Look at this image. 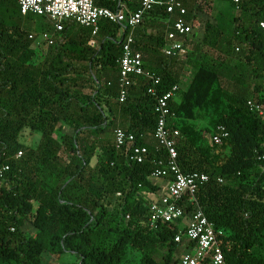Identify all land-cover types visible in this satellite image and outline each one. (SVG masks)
Listing matches in <instances>:
<instances>
[{
  "label": "trees",
  "instance_id": "obj_1",
  "mask_svg": "<svg viewBox=\"0 0 264 264\" xmlns=\"http://www.w3.org/2000/svg\"><path fill=\"white\" fill-rule=\"evenodd\" d=\"M141 1L132 0L131 8L139 9ZM180 1L194 27L184 38L183 56L203 60L209 49L231 69L204 61L170 101L169 127L180 131L179 163L186 173L210 176L198 201L223 232L219 242L227 264H264V161L259 158L264 117L247 105L248 100L264 103V0H225L237 11L230 36L200 16L203 5L211 9L215 0ZM96 4L116 6L112 0ZM179 17L158 6L135 30L133 48L142 54L145 71L161 78L160 93L182 81L186 62L163 52ZM52 27L45 16L23 15L17 0H0V165H10L0 194V264H45V252L54 261L74 254V264H127L136 251L139 264H175L180 246L174 237L181 229L177 224L151 229L152 202L141 195L142 188L157 192L150 178L166 158L153 136L158 118L156 98L148 92L152 79L136 77L119 100V60L128 30L102 20L93 36L91 28L66 21L38 62L30 35ZM92 39L97 44L91 45ZM214 100L221 104L211 125L214 132L219 125L229 131L223 143L230 147L227 157L211 153L202 131L186 123ZM118 127L148 147L144 163L130 161L129 148L117 147ZM26 128L41 134L38 146L20 140ZM19 152L23 155L16 158ZM181 206L186 213L193 208L187 200ZM162 249L167 253L158 258Z\"/></svg>",
  "mask_w": 264,
  "mask_h": 264
},
{
  "label": "built area",
  "instance_id": "obj_2",
  "mask_svg": "<svg viewBox=\"0 0 264 264\" xmlns=\"http://www.w3.org/2000/svg\"><path fill=\"white\" fill-rule=\"evenodd\" d=\"M132 0H113L115 8L98 6L96 0H17L23 15L34 14L45 16L54 23L55 32L64 29V23L74 20L80 25L92 29L93 36L100 30V22L108 20L119 23L124 30L123 56L119 60L121 75L120 101L123 102L134 79L146 76L152 79L148 92L156 98L155 112L157 126L153 133L160 150H164L166 158H162L152 177L168 178L167 192L159 200L151 203L149 226L158 229L160 225H174L184 227L174 237V242L182 248L175 264H227L223 248L219 242L222 231L217 232L215 225L204 213L198 201L199 188L210 180V176L202 172L186 173L180 166L177 141L180 131L169 127V118L173 115L170 101L181 90L176 84L167 91L160 93L161 78L148 74L144 68V59L139 51L134 50L135 30L142 23L144 16L158 6H162L170 14L180 13V17L172 23V29L167 36L164 54L168 57L181 58L184 54V38L194 34V27L184 18L186 9L180 0H142L141 6L133 10ZM238 2L239 0H235ZM264 27V24H263ZM35 44L45 42L47 46L55 43V33L42 32L39 35H30ZM249 109L264 117V103L248 100ZM230 136L223 125H219L212 136L214 144L221 145ZM141 137H143L141 135ZM114 138L118 148H129V160L135 163H144L150 152L146 145L137 144V136L121 127L114 130ZM23 155L19 152L16 158ZM264 161V150L260 154ZM10 165H0V194L5 185V177ZM220 182H224L222 178ZM189 202L192 210L185 212L181 203ZM129 218V217H128Z\"/></svg>",
  "mask_w": 264,
  "mask_h": 264
},
{
  "label": "rangeland",
  "instance_id": "obj_3",
  "mask_svg": "<svg viewBox=\"0 0 264 264\" xmlns=\"http://www.w3.org/2000/svg\"><path fill=\"white\" fill-rule=\"evenodd\" d=\"M215 5H213L211 7V9L209 7H207V4L203 5V8L200 12V16L203 19H212V21H214L215 23L221 25L222 28H224L228 35L230 36L232 34V29L234 26V16L237 13L236 10H234L232 7H230V5L228 4L227 1L225 0H215ZM197 29L196 32V39L197 40H201V36L203 33V26H195V30ZM52 31H53V27H52ZM41 32V31H40ZM54 33V32H52ZM41 43V42H40ZM37 43V49H38V62L43 60V55L42 53L46 52V50H48V47L46 45L45 42H42V44ZM40 49V50H39ZM41 54V55H40ZM186 56V55H185ZM185 56H182L183 58H181L182 60H184V62H186L185 67L183 69V80L181 81L182 84L180 83V88L181 91H184L189 82L191 81L193 75L195 74L196 71V67L205 62H210L213 65L222 68L224 71L230 70L231 68H229V65H225L224 63H222L223 61H221V59L218 58L219 53L209 50L207 51V56L206 59L203 58V60H199V58H193V59H189ZM223 58V57H222ZM213 61V62H211ZM204 62V63H205ZM226 79L223 80V83H226ZM220 104L218 100H214L213 105L210 108H204L201 109L200 112L197 114V119L196 120H187L186 123L189 124V126L194 127L196 130L202 131V134L204 135V140H205V144L207 145L208 149L210 150L211 153H216V152H223L222 153V157H227L230 154V147L229 144H214L212 142V136L214 134V130H213V126L211 125V121L213 119V117H215V115H217V110L216 106L220 109ZM21 141H26L27 144L29 145H34V146H38L41 140V134L39 132H35L33 130H31L30 128H26L25 131L23 132V136L20 138ZM217 162L215 161L214 164H216ZM157 193H153L150 192L149 190L142 188L141 189V195L142 197H144L147 200H151L154 199L155 201L158 200L156 199L157 197L154 196ZM162 193L157 194L159 197H161ZM150 198V199H149ZM153 200V202H154ZM184 227L183 224H181L180 228L182 229ZM34 228L31 227L30 232L34 233ZM183 247H180V250L176 253V258L177 256L181 255V251H182ZM167 253V250L162 249L159 251L158 254V258H160L161 255ZM129 258H130V262H128L127 264H139L140 263V258H141V254L140 252H130L129 253ZM43 259L45 264H74L77 262V257L74 254L68 253V254H64L61 256L60 259L58 260H52L51 259V255L48 252H45L43 255Z\"/></svg>",
  "mask_w": 264,
  "mask_h": 264
},
{
  "label": "crops",
  "instance_id": "obj_4",
  "mask_svg": "<svg viewBox=\"0 0 264 264\" xmlns=\"http://www.w3.org/2000/svg\"><path fill=\"white\" fill-rule=\"evenodd\" d=\"M98 3H102V2H104V1H108V0H96ZM113 1V0H112ZM51 32H54L55 33V35L56 34H58L59 32H55V28L53 27V31H51ZM90 44L91 45H95V44H97L96 43V40L95 39H92V40H90ZM33 47L34 48H37V45L36 44H34L33 45ZM181 58H183V57H181ZM182 80H183V76H182ZM181 84H182V82H181ZM120 100V99H119ZM121 102V101H120ZM149 141L151 142V143H154L155 142V140L154 139H152L151 137H149ZM24 142H26V141H24ZM150 180H151V182L153 183V185L154 186H156L157 187V194H160V193H162L161 195H164L166 192H167V186H168V182H169V179L168 178H156V177H151L150 178ZM154 195V196H156L157 198L156 199H158L159 200V196L158 195ZM150 199V198H149ZM153 200L154 199H151V202H153ZM155 201V200H154ZM157 201V200H156Z\"/></svg>",
  "mask_w": 264,
  "mask_h": 264
}]
</instances>
